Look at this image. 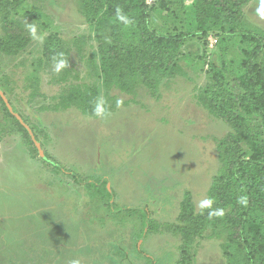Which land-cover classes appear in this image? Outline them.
I'll use <instances>...</instances> for the list:
<instances>
[{
	"label": "rangeland",
	"instance_id": "374dc122",
	"mask_svg": "<svg viewBox=\"0 0 264 264\" xmlns=\"http://www.w3.org/2000/svg\"><path fill=\"white\" fill-rule=\"evenodd\" d=\"M147 1L155 30L185 35L184 72L161 87L159 100L145 88L131 95L112 90L110 96L127 105L108 118H89L75 108L40 113L36 109L50 103L43 99L28 104L36 78L48 97L64 87L55 82V66H39L48 37L71 48L69 83L97 84L105 100L98 43L78 0H27L5 27L0 16L2 35L27 40L17 55L0 52V88L50 160L32 156L0 102V264H178L184 252L190 264H227L222 240L196 237L186 244L181 234L144 228L140 215L126 211L143 209L152 221L176 224L188 194L196 212L202 209L220 168L217 141L233 129L197 97L224 64L240 71L248 45L239 37L200 32L192 0H185V9L180 0ZM162 1L170 3L168 10ZM259 8L254 0L244 10L245 30L256 35L264 34ZM74 176L108 184L98 192ZM106 188L112 199L103 197Z\"/></svg>",
	"mask_w": 264,
	"mask_h": 264
},
{
	"label": "trees",
	"instance_id": "16d2710c",
	"mask_svg": "<svg viewBox=\"0 0 264 264\" xmlns=\"http://www.w3.org/2000/svg\"><path fill=\"white\" fill-rule=\"evenodd\" d=\"M26 1L0 0L1 23L4 27L14 24ZM253 1L192 0L191 4L198 30L204 35L216 31L219 37H239L248 45L242 50L240 71L232 73L224 64L223 69L214 72L212 80L201 88L197 97L201 107L233 129L227 138L217 141L220 168L208 193L211 206L197 213L190 195H186L176 224L152 221L143 209L129 208L126 211L127 215H140L144 228L181 234L186 244L195 241L196 237L222 240L227 264H264V34L256 35L245 30L244 10ZM78 2L79 13L93 30L98 43L99 78L105 90L104 118L110 117L117 107L127 105V102L111 97L112 90L131 95L145 88L153 98L159 100L161 87L183 74L181 62L186 37L181 33L162 34L155 30L152 25L154 8L150 7L147 0ZM177 4L181 9L186 8L185 0ZM161 7L168 10L170 3L162 1ZM117 9L131 20L130 24L117 18ZM26 46L24 37L2 35L0 32V52L17 55ZM70 49L67 43L57 37L45 39L39 66L50 69L55 66L54 58L64 59L66 66L55 79L58 85L64 87L56 96L48 97L41 92L40 80L36 78L30 85L32 93L28 104L43 99L50 103L38 107L36 110L40 113L75 108L86 117L98 119L100 117L94 114L93 109L97 99L101 98L102 89L97 84L69 83L71 72L67 65L70 63ZM77 49L81 50L79 47ZM117 101L121 102L119 106ZM0 102L24 135L32 156L38 155L28 131L10 113L1 96ZM56 168L60 171L59 166ZM73 178L85 182L89 189L98 192L108 184L107 180L92 183L89 179ZM103 197L112 199L113 194L106 188ZM241 198H245L246 202H241ZM217 209H222L223 215L209 218V212ZM185 256L186 252L178 264H190Z\"/></svg>",
	"mask_w": 264,
	"mask_h": 264
},
{
	"label": "clouds",
	"instance_id": "9594fccd",
	"mask_svg": "<svg viewBox=\"0 0 264 264\" xmlns=\"http://www.w3.org/2000/svg\"><path fill=\"white\" fill-rule=\"evenodd\" d=\"M258 12L261 16H264V0H260V8L258 9ZM117 18L119 20H121L123 23L125 24H130L131 20L128 19L120 9H117ZM29 30L32 34H35L36 32V28L34 25H29ZM62 55V54H61ZM54 64H55V71L59 72L61 71V69H63L66 66V61L64 59H59L56 60V58H54ZM121 102L117 101V106H119ZM94 114L97 117H104L106 115V108H105V101L103 98H98L96 103H95V107L93 109ZM241 202H246L245 198H241ZM212 204V201L210 199H205L202 200L200 202V207L203 209L205 207H210ZM223 215V210L222 209H217L214 211H210L209 212V218H211L212 216H222ZM71 264H80L79 260H73L71 262Z\"/></svg>",
	"mask_w": 264,
	"mask_h": 264
},
{
	"label": "water",
	"instance_id": "95a60500",
	"mask_svg": "<svg viewBox=\"0 0 264 264\" xmlns=\"http://www.w3.org/2000/svg\"><path fill=\"white\" fill-rule=\"evenodd\" d=\"M0 96H1L2 100L4 101V103L6 104L8 110L10 111V113H11L12 115H14V117H15V118H16V119L22 124V126L28 131V133H29V135H30V137H31V139H32V141H33V143H34L36 149L38 150L39 156H40L43 160H45V161H47V162H50V161H48V160L46 159V156H45L44 150H43V148H42V144L40 143V141L37 140V138H36V136H35L33 130L31 129V127H30L28 124H26V123L24 122L23 118H22L18 113L14 112V109H13L11 103L9 102L8 98L6 97L5 93L2 91L1 88H0ZM108 188H109V186H108Z\"/></svg>",
	"mask_w": 264,
	"mask_h": 264
}]
</instances>
